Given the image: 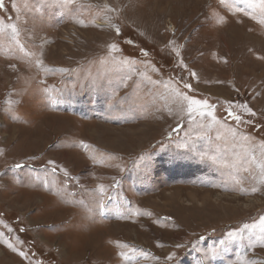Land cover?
Masks as SVG:
<instances>
[{"label": "rangeland", "instance_id": "obj_1", "mask_svg": "<svg viewBox=\"0 0 264 264\" xmlns=\"http://www.w3.org/2000/svg\"><path fill=\"white\" fill-rule=\"evenodd\" d=\"M261 20L260 0H3L0 264H264Z\"/></svg>", "mask_w": 264, "mask_h": 264}, {"label": "snow or ice", "instance_id": "obj_2", "mask_svg": "<svg viewBox=\"0 0 264 264\" xmlns=\"http://www.w3.org/2000/svg\"><path fill=\"white\" fill-rule=\"evenodd\" d=\"M63 2H64V3H67V4H70V3L73 2V0H63ZM221 2L223 3L224 0H221ZM260 3H261V7L264 8V0H260ZM2 6H3V0H0V7H2ZM250 6H251V5H250ZM237 11H244V9H243V8H239V9H237ZM245 15H248V13L245 12ZM253 18H255V17H253ZM261 23H264V20H261ZM9 27H11L13 33H16V32H17V29H16V26H15V25H10ZM118 31H119V29H117V32H118ZM111 47H112V48H115L116 46H115V45H112ZM177 55H179V52H178V51H177ZM37 63H38V64H39V63H42V61H37ZM181 63H182V61H181ZM191 74H192L193 76L195 75L194 72L191 73ZM184 87H185V88H190L191 85H190V84H185ZM175 94H176L177 97L180 98V101H181V102H183V101H187V111H188L189 114H191V113L194 111L193 105H205V106H207V101H199V100H195V99H193L192 97H189V96H187L186 94L181 93V92H179V91H176ZM244 107H245L246 111H248L249 113H251L252 110H251L250 108H247V106H244ZM230 114L235 116V114H233V113H230ZM252 114L254 115V113H252ZM201 115H203L202 112H201ZM208 115L212 117V121H216V117L212 114V112H209ZM235 118H236L237 120L240 119L239 116H235ZM81 143L83 144V142H81ZM262 147H264V145H262ZM253 159H255V157H253ZM50 163H53V162L50 161ZM15 167H16V168H20L21 165H20V164H17V165H15ZM262 167H264V166H262ZM262 180H264V175H262ZM252 190H253V191H256L257 189L253 188ZM261 224H262V231H264V217H261ZM247 227H249V226H248V225H245V228H247ZM232 235H234V234H233V233H229V234H228L229 237H231ZM5 243H7V241H5ZM225 243H226V241H224V240H221V241H220V245H223V244H225ZM8 247H9V248H12L13 251H17V249H15V248L13 247V245L10 244V243H8ZM19 254H20L21 256H25V253L22 252V251H20ZM216 254H217V249H213V250H212V255L214 256V255H216ZM121 255H124V253H121Z\"/></svg>", "mask_w": 264, "mask_h": 264}]
</instances>
